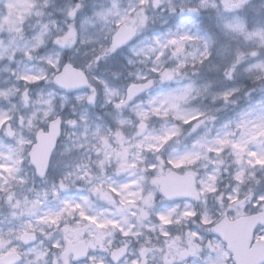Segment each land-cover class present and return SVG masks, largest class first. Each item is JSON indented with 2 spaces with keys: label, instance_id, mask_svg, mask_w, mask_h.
I'll list each match as a JSON object with an SVG mask.
<instances>
[{
  "label": "clouds",
  "instance_id": "9594fccd",
  "mask_svg": "<svg viewBox=\"0 0 264 264\" xmlns=\"http://www.w3.org/2000/svg\"><path fill=\"white\" fill-rule=\"evenodd\" d=\"M11 5L0 0V208L28 218L0 228V264H215L220 252L234 264L221 219L264 235V43L228 27L264 33V0H28L9 26ZM69 73L81 82L61 83ZM168 173H191L196 195H166L153 181Z\"/></svg>",
  "mask_w": 264,
  "mask_h": 264
},
{
  "label": "snow or ice",
  "instance_id": "6c2138e0",
  "mask_svg": "<svg viewBox=\"0 0 264 264\" xmlns=\"http://www.w3.org/2000/svg\"><path fill=\"white\" fill-rule=\"evenodd\" d=\"M228 27L235 32L244 33L246 38H252L254 36H259L261 42L264 43V33H262V32L246 33L244 30V27L242 25H228ZM181 39L182 40L192 39V37L182 36ZM169 43L175 44V43H177V41L171 40V41H169ZM21 78L26 80V81L39 79V77H37V76H30V75H24ZM60 82L67 84V85H70V84L80 83L81 81L79 79H76V78H67V79L61 80ZM0 94L6 95L7 93H0ZM25 99H27V97H25ZM7 119H8L7 115L0 113V124H2ZM189 119H191V117H189ZM9 135H12L11 130H9ZM168 135H171V133H169L165 136L159 137V139L167 140ZM217 143L220 144L221 146H223V145L231 143V142L228 140L221 139V140H218ZM149 147H154V146L149 145ZM232 147H233V149H238L236 155H237V159L239 160L241 153L244 151L243 145L241 143H233ZM210 150L215 151L216 153H219L221 151V148H214V149H210ZM249 155L256 156V153L251 152V153H249ZM9 158H11V155L9 156ZM193 159H195V155L188 153V154H185V155H183V156H181L175 160H170L169 163L172 164L174 167L179 168L181 165H184L186 163L191 164ZM249 162L252 163V161H249ZM254 162L256 164L264 165V156L257 157ZM0 167H5V166H0ZM190 178H191V173H187L184 176H176L172 173H168L166 175L162 174L156 180H154L153 183H158L161 191H163L166 195H170V196L181 195V194L196 195L195 190L192 188ZM237 178L239 179V176ZM213 190L214 189L210 185L207 186V191H213ZM112 191H116V189L113 188ZM104 195H106V194H104ZM66 206H67V208H72V207L79 208L80 207L79 204L67 205V202H66ZM170 215H171V212L168 215H161L160 216L161 221L164 224L170 223V219H169ZM184 215H192V213L191 212H185ZM80 216L83 217L84 219L96 224L97 227L102 228L106 224H112L113 226H116L115 221L109 220V221H99L98 222L97 218L95 216H87L83 211L80 212ZM43 219L45 221H51L52 223H56L57 220L59 219V213H57L55 215L45 216ZM243 219L244 218L241 217V220H243ZM241 220L233 221L230 219L229 216H225L215 226V231L223 238V240L228 242V248L231 249V253H235L237 255V258H239L240 250L242 248L246 247L250 240L255 239V241L257 243L264 242V235H259V236L253 237L252 225L248 222L243 225V237H242V239L239 240L238 242H234L232 232L229 230L228 225L232 224V223H236L239 225L241 223ZM205 222H207V219H205ZM21 235H22V238H25V239L29 238V234L26 231L23 232ZM2 243H3V241H0V244H2ZM189 243L191 244V239L189 240ZM195 247L196 246L193 245L190 250L195 252ZM219 247H220V245H217L218 249H219ZM70 250H75L74 248H72L71 242H70ZM15 251L16 250L14 248L10 249V254L15 253ZM257 255H264V249L259 248V250H257L254 253V257ZM222 256H223V253L220 252L215 264H222V261H221ZM248 264H252V262L249 261Z\"/></svg>",
  "mask_w": 264,
  "mask_h": 264
},
{
  "label": "rangeland",
  "instance_id": "374dc122",
  "mask_svg": "<svg viewBox=\"0 0 264 264\" xmlns=\"http://www.w3.org/2000/svg\"><path fill=\"white\" fill-rule=\"evenodd\" d=\"M27 5H28V0H12L11 9L8 12L7 16L4 17L5 22L9 26H15L18 22L22 21L25 18V16L28 14ZM26 70H30V69H26ZM27 218L28 217L25 216L6 217L4 209L0 208V228H4L6 226H14ZM220 243L223 244L221 241Z\"/></svg>",
  "mask_w": 264,
  "mask_h": 264
},
{
  "label": "water",
  "instance_id": "95a60500",
  "mask_svg": "<svg viewBox=\"0 0 264 264\" xmlns=\"http://www.w3.org/2000/svg\"><path fill=\"white\" fill-rule=\"evenodd\" d=\"M69 78H71V74L69 73ZM241 220V218L235 219ZM247 221L245 219L241 220V223L238 225L236 223H232L228 225L229 230L232 232L233 241L238 242L243 237V225L246 224ZM217 236L225 243L227 249L231 253V249L228 248V242L223 240V238L217 234ZM259 250V245L253 239L249 241L248 245L240 250L239 258L235 253H231L235 257L234 264H248L249 261L254 257V253Z\"/></svg>",
  "mask_w": 264,
  "mask_h": 264
}]
</instances>
